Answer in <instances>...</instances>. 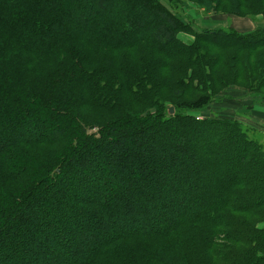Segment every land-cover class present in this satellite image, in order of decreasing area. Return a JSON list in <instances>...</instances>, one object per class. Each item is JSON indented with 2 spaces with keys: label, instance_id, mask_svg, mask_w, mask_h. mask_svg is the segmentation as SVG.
<instances>
[{
  "label": "trees",
  "instance_id": "1",
  "mask_svg": "<svg viewBox=\"0 0 264 264\" xmlns=\"http://www.w3.org/2000/svg\"><path fill=\"white\" fill-rule=\"evenodd\" d=\"M188 5L264 17L0 0V264H264L263 145L211 110L264 99V29L199 32Z\"/></svg>",
  "mask_w": 264,
  "mask_h": 264
},
{
  "label": "rangeland",
  "instance_id": "2",
  "mask_svg": "<svg viewBox=\"0 0 264 264\" xmlns=\"http://www.w3.org/2000/svg\"><path fill=\"white\" fill-rule=\"evenodd\" d=\"M188 9L189 14L196 23L197 31L201 32L203 30H218V29H250L253 27H264V18L261 16L249 17V18H240L235 16H229V13L224 15H213L210 16L204 15L202 11H196L192 9L191 6ZM184 12V11H183ZM184 15H186L184 13ZM188 16V15H187ZM180 39L184 42L192 40L191 36L180 35ZM217 55L218 53L215 52ZM260 55H257L259 57ZM254 92V91H253ZM256 93H260L259 91ZM224 96V95H223ZM228 100H225L221 105L213 104L211 110L213 114L221 112L222 116H228L231 118H236L239 121L243 122L244 127L248 131V136L260 142L264 148V128L261 127L264 124V99H259L254 93H251L243 89H234L227 94ZM173 104L181 103L182 101L188 100V96L183 99H176L174 95L171 96ZM218 105V106H217ZM175 106L169 105V111L174 109ZM207 112L200 114L199 117L202 118ZM260 125V126H259ZM255 127L256 129H253ZM95 133V130L91 131V134ZM143 226L142 224L139 225ZM88 241V239H85ZM90 241V240H89ZM88 241V242H89Z\"/></svg>",
  "mask_w": 264,
  "mask_h": 264
},
{
  "label": "crops",
  "instance_id": "3",
  "mask_svg": "<svg viewBox=\"0 0 264 264\" xmlns=\"http://www.w3.org/2000/svg\"><path fill=\"white\" fill-rule=\"evenodd\" d=\"M261 17H263V16H261ZM264 18V17H263ZM233 29V28H232ZM257 29H264V27H259V26H257V27H253V28H250V29H241V30H239V29H235V30H237V31H239V32H242V33H250V32H253V31H255V30H257ZM219 30V29H218ZM224 30H226V29H224ZM260 126V125H259ZM253 129H256L255 127H252ZM257 128H264V124L263 125H261V127H257Z\"/></svg>",
  "mask_w": 264,
  "mask_h": 264
},
{
  "label": "water",
  "instance_id": "4",
  "mask_svg": "<svg viewBox=\"0 0 264 264\" xmlns=\"http://www.w3.org/2000/svg\"><path fill=\"white\" fill-rule=\"evenodd\" d=\"M169 112H170V115H173L174 114V109H171Z\"/></svg>",
  "mask_w": 264,
  "mask_h": 264
}]
</instances>
